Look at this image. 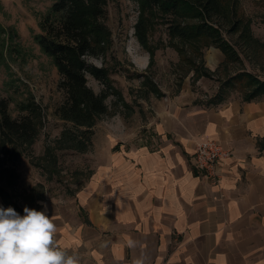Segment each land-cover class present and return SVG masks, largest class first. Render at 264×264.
I'll use <instances>...</instances> for the list:
<instances>
[{
    "label": "crops",
    "instance_id": "obj_1",
    "mask_svg": "<svg viewBox=\"0 0 264 264\" xmlns=\"http://www.w3.org/2000/svg\"><path fill=\"white\" fill-rule=\"evenodd\" d=\"M196 99L161 102L148 144L110 143L75 195L38 204L80 264H264V97ZM203 140L230 152L218 184L196 165Z\"/></svg>",
    "mask_w": 264,
    "mask_h": 264
},
{
    "label": "rangeland",
    "instance_id": "obj_2",
    "mask_svg": "<svg viewBox=\"0 0 264 264\" xmlns=\"http://www.w3.org/2000/svg\"><path fill=\"white\" fill-rule=\"evenodd\" d=\"M54 1L0 0V99L8 100L14 118L27 115L30 105L41 116L34 141L21 144L17 158L0 167V186L6 191L0 198L16 211H23L25 206L36 209L46 199L75 195L91 178L102 150L110 143L113 148L148 144L147 125L161 102L193 92L196 100L208 105L228 77L239 70L264 80V0L229 3L239 16L251 20L257 42H246L241 32L231 30L235 23L232 13L231 20L213 19L235 45L241 57L237 63L226 61L214 46L202 48L204 56H199L190 43L172 37L169 29L173 16H163L158 9L142 14L138 0H108L104 24L109 38L99 55L89 56L99 65L87 59L107 73L105 80L92 74H87V79L96 94L107 95L108 110L93 127L91 146L78 151L72 138L86 127H78L58 113L66 99L60 88L61 77L34 39L40 32L39 21ZM142 17L148 21L145 45L136 34ZM212 54L218 55L213 65L209 59ZM198 69H208L214 75L196 74ZM243 91L230 89L220 95L243 96Z\"/></svg>",
    "mask_w": 264,
    "mask_h": 264
},
{
    "label": "trees",
    "instance_id": "obj_3",
    "mask_svg": "<svg viewBox=\"0 0 264 264\" xmlns=\"http://www.w3.org/2000/svg\"><path fill=\"white\" fill-rule=\"evenodd\" d=\"M107 1L55 0L39 21L40 32L34 35L42 52L52 59L61 77L60 88L64 90L66 99L58 113L76 126L86 127L72 138L76 141L75 147L81 152L91 146L93 127L108 110L105 105L107 95L96 94L88 87L87 79V74H92L98 80H105L107 76L105 70L87 62V57L97 56L104 50L109 38L110 31L104 24ZM230 1L138 0L142 14L145 10L158 9L163 16H173L170 35L190 43L194 53L203 57L202 48L214 46L223 52L226 61L237 63L241 57L235 45L225 38L221 26L213 23V19L231 20L232 13L235 23L231 30L241 32L246 42L258 40L253 36L251 20L233 11L229 6ZM147 24L146 18L142 17L136 26V34L144 45L147 42ZM200 41L203 43L201 46ZM197 73L209 78L214 75L208 69H198ZM230 89L244 90L243 97L247 101L263 98L264 80L252 72L239 70L228 77L210 102L220 103L225 99L220 93ZM29 108L27 115L14 118L10 114L8 100L0 99V167L17 158L21 144L31 143L39 133L38 121L41 116L36 108L31 109V105ZM5 194L6 191L0 186V196Z\"/></svg>",
    "mask_w": 264,
    "mask_h": 264
},
{
    "label": "clouds",
    "instance_id": "obj_4",
    "mask_svg": "<svg viewBox=\"0 0 264 264\" xmlns=\"http://www.w3.org/2000/svg\"><path fill=\"white\" fill-rule=\"evenodd\" d=\"M87 59L99 65L98 60ZM57 231L47 205L43 211L25 206L23 215L0 206V264H80L79 256L57 244Z\"/></svg>",
    "mask_w": 264,
    "mask_h": 264
},
{
    "label": "built area",
    "instance_id": "obj_5",
    "mask_svg": "<svg viewBox=\"0 0 264 264\" xmlns=\"http://www.w3.org/2000/svg\"><path fill=\"white\" fill-rule=\"evenodd\" d=\"M230 152L221 144L213 140H203L196 146V165L206 172V177L214 184L220 182L218 165Z\"/></svg>",
    "mask_w": 264,
    "mask_h": 264
}]
</instances>
